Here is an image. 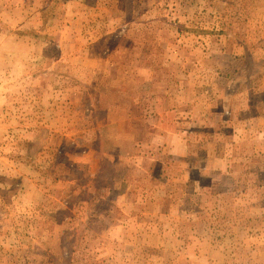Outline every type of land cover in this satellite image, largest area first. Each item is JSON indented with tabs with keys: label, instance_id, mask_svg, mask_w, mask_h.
I'll return each mask as SVG.
<instances>
[{
	"label": "rangeland",
	"instance_id": "obj_1",
	"mask_svg": "<svg viewBox=\"0 0 264 264\" xmlns=\"http://www.w3.org/2000/svg\"><path fill=\"white\" fill-rule=\"evenodd\" d=\"M0 264H264V0H0Z\"/></svg>",
	"mask_w": 264,
	"mask_h": 264
},
{
	"label": "crops",
	"instance_id": "obj_2",
	"mask_svg": "<svg viewBox=\"0 0 264 264\" xmlns=\"http://www.w3.org/2000/svg\"><path fill=\"white\" fill-rule=\"evenodd\" d=\"M118 2H119V0H118ZM103 9H104V10H109L110 8L108 9L107 6H105ZM140 17H141V18H149L148 15H142V16H140ZM115 30H116V29L114 28L112 31H115ZM143 46H144V45H143ZM143 46H141V47L138 46V47H136V49H137V48H141V49H143ZM147 48H148V47H147ZM147 50H148V49H147ZM148 51H149V50H148ZM105 59H106V58L102 57V64L105 62ZM106 61H108V58H107ZM103 70H104V68H103ZM103 70H102V71H103Z\"/></svg>",
	"mask_w": 264,
	"mask_h": 264
}]
</instances>
